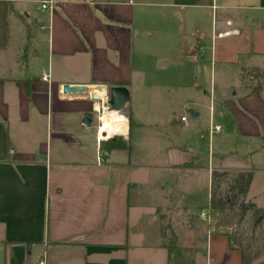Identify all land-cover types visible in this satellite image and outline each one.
Here are the masks:
<instances>
[{
    "label": "crops",
    "instance_id": "obj_1",
    "mask_svg": "<svg viewBox=\"0 0 264 264\" xmlns=\"http://www.w3.org/2000/svg\"><path fill=\"white\" fill-rule=\"evenodd\" d=\"M231 30L237 34L223 35ZM253 68L264 72V0H0V264L263 259L244 263L208 207L212 171L251 172L253 164L231 155L214 161L209 147L205 159L170 141L204 123L207 135L210 125L221 126L218 143L264 144V85L251 92L242 81ZM65 84L127 89L119 111L126 148L100 149L114 136L98 131L104 103L80 101ZM159 158L169 181L148 186L147 200L165 196L143 227L138 162ZM199 173L209 184L204 235L186 232L179 219L184 190ZM171 189L172 201L164 192ZM148 231L157 237L151 243Z\"/></svg>",
    "mask_w": 264,
    "mask_h": 264
},
{
    "label": "rangeland",
    "instance_id": "obj_2",
    "mask_svg": "<svg viewBox=\"0 0 264 264\" xmlns=\"http://www.w3.org/2000/svg\"><path fill=\"white\" fill-rule=\"evenodd\" d=\"M257 79L260 80L261 85H264V72L257 71L256 73L251 69H248L242 73L243 83L248 84L250 87H254L256 85ZM186 116L189 118L187 113ZM205 128L206 126L204 123H200L199 126L195 127L194 129L190 128L192 130L190 131L189 129V133L185 136H182V134H176L171 138L170 141L180 147H186V149H189V152L192 155L198 153L204 156L205 159H207V151L205 152L204 148L209 147L210 150H214V161H220L222 160V157H226L227 155L249 160L253 164L252 167L255 170L251 171L253 174V179L246 197L249 199V201H251V203L255 205L256 208H264V166L258 165L260 163H264V144L255 143L253 145H245L241 141L230 139H224L218 143L217 138L219 135L214 134L211 137H208L207 133L205 132ZM141 149H144V146H133L134 153H139ZM138 164L143 165L142 169H137V175L141 177L142 181H144L142 184L143 191L141 194L143 208H141L140 211L142 214L141 222L143 227H145L147 226L146 224L149 223L150 218L152 216L154 217L153 210L149 207H151V205L161 206L164 202L165 196L158 193H153L152 196H150L147 200L146 198L148 192L150 191L148 186L152 183H155L159 189H163V183L160 184L158 182H162L164 180L169 181V173L168 170H160L162 164L160 158L158 160H153L152 162L142 159L140 162H138ZM230 178L231 176L227 175L219 179V183L216 185L218 187L217 193L219 195H222L228 187ZM183 181L185 180L183 179ZM189 182L190 185L188 189L185 188L186 190H184V209L181 211L179 219L184 221V230L186 232H198L204 235L207 225L205 223L206 220L205 222L200 220V209L207 203L209 184H207V179L204 173H199L198 177L190 178ZM164 192L168 195L170 201L174 200L178 193L173 189L164 190ZM164 211L165 210L163 208H159L158 215L159 213H164ZM212 216L213 218L211 221L215 222V226L218 228V231L228 234L233 239L234 243L239 245L247 255L253 256L260 250H262V252H260L259 256L264 253V218L262 219L259 214H255L252 208L248 209L243 214L240 210V207L227 209L224 213L214 211ZM256 218H261L258 224H256ZM190 225L193 226L194 231ZM162 228L164 232L167 231L165 225H163ZM130 232H132V229ZM148 233H150V231H148ZM143 238L145 240L147 239L149 243H151L154 241L153 239L157 237L152 234L148 235V237L143 235ZM163 242L172 245L175 243V241H173L169 235L167 239L163 240ZM182 243L185 245L187 244L186 241H183ZM197 243L200 245L203 251L204 241H199ZM257 257L253 259H256ZM256 262L257 263L254 264H264V258Z\"/></svg>",
    "mask_w": 264,
    "mask_h": 264
},
{
    "label": "trees",
    "instance_id": "obj_3",
    "mask_svg": "<svg viewBox=\"0 0 264 264\" xmlns=\"http://www.w3.org/2000/svg\"><path fill=\"white\" fill-rule=\"evenodd\" d=\"M256 72L259 71L256 68L251 69ZM262 87L259 79L256 80V85L250 88L251 92L257 91ZM126 142L123 137L120 135H114L104 141L100 142V149L102 147L105 151H111L115 149L126 148ZM227 175H230V183L224 193L219 195L217 193L218 181L220 178H223ZM252 180V173L249 171H239V172H225V171H212L210 175V200H209V209L218 211L219 213H224L227 209H233L235 207H240V210L245 213L248 209L252 208L255 214H259L262 219L264 218V208L258 209L255 205L249 201H246V194ZM216 186V188H215ZM261 218H256V224L260 222ZM264 238V237H263ZM229 243L232 249L241 251L242 261L244 263L250 262L253 258L259 256L262 250L256 252L253 256H249L242 250L239 245H236L233 239L229 236ZM172 244H166L168 249L172 248Z\"/></svg>",
    "mask_w": 264,
    "mask_h": 264
},
{
    "label": "water",
    "instance_id": "obj_4",
    "mask_svg": "<svg viewBox=\"0 0 264 264\" xmlns=\"http://www.w3.org/2000/svg\"><path fill=\"white\" fill-rule=\"evenodd\" d=\"M64 91L70 90L77 92L78 100L87 102L104 103L108 111H121L125 104L129 101V93L126 88L120 86L107 87L105 85L96 86L94 91H87L85 86L81 85H63ZM190 116H194L192 111H189ZM82 123L88 126L91 123V118L84 117Z\"/></svg>",
    "mask_w": 264,
    "mask_h": 264
},
{
    "label": "bare ground",
    "instance_id": "obj_5",
    "mask_svg": "<svg viewBox=\"0 0 264 264\" xmlns=\"http://www.w3.org/2000/svg\"><path fill=\"white\" fill-rule=\"evenodd\" d=\"M106 109V107H105ZM100 133H105L107 137L112 135H125L127 129V120L119 112L108 111L107 109L102 112L99 117ZM100 135V134H99ZM101 138V136L99 137Z\"/></svg>",
    "mask_w": 264,
    "mask_h": 264
},
{
    "label": "built area",
    "instance_id": "obj_6",
    "mask_svg": "<svg viewBox=\"0 0 264 264\" xmlns=\"http://www.w3.org/2000/svg\"><path fill=\"white\" fill-rule=\"evenodd\" d=\"M51 7L47 5V3H42L41 5V9H50ZM234 34H237V31L236 30H231V31H228V32H225L223 33V35H234ZM40 79L41 81L43 82H48L49 81V74L47 71L45 70H42L41 72V76H40ZM181 121H185V118H181ZM222 130L221 126L219 125H210L207 132H208V136L211 137L212 135L214 134H218L220 133ZM121 136V135H120ZM123 136V135H122ZM102 140V139H101ZM97 164L100 165L101 164V158L98 156V159H97ZM200 218L202 220H206V221H209V218L208 216L206 215V213L204 212H201L200 213ZM38 264H45L44 261H40Z\"/></svg>",
    "mask_w": 264,
    "mask_h": 264
}]
</instances>
